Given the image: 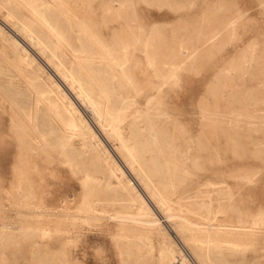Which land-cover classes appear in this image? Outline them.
Instances as JSON below:
<instances>
[{
	"label": "rangeland",
	"instance_id": "374dc122",
	"mask_svg": "<svg viewBox=\"0 0 264 264\" xmlns=\"http://www.w3.org/2000/svg\"><path fill=\"white\" fill-rule=\"evenodd\" d=\"M65 1L70 12L64 16L38 9L63 38L64 65L72 69L76 54L96 55L72 24L81 18L132 73L134 86L122 87L99 62L89 64L91 76L123 103L121 132L134 149L147 151L141 164L152 166L159 157L157 164L169 167L165 173L180 174L156 181L184 182L182 188L207 181L234 187L237 214L260 219L263 233L246 256L224 251V260L264 264V0ZM0 4V17H8L11 5ZM13 55L0 37V264H166L156 233L151 243L119 238L118 220L103 212H131L129 198L119 192L117 180L95 173L105 170L83 152L81 140L69 139L36 103L26 66L13 71L4 64ZM150 98L159 115L141 122L136 110L145 111ZM81 108L91 120L90 108ZM167 112L172 116H164ZM29 115L49 141L47 153L24 129ZM150 123L158 131L155 144L149 142ZM138 134L145 144L137 142ZM108 144L120 147L115 139ZM91 206L98 211L90 213ZM162 224L181 248L172 227ZM178 256L175 264H182Z\"/></svg>",
	"mask_w": 264,
	"mask_h": 264
},
{
	"label": "bare ground",
	"instance_id": "6f19581e",
	"mask_svg": "<svg viewBox=\"0 0 264 264\" xmlns=\"http://www.w3.org/2000/svg\"><path fill=\"white\" fill-rule=\"evenodd\" d=\"M36 1L41 3L37 4ZM6 2L11 5L12 11L8 12V17H0V37L9 43L14 55L10 61L4 58L3 62L13 71L21 69L22 64L26 66L29 70L26 85L34 90L36 103L44 105L52 122L69 139L81 140L83 152L89 153L93 164L105 170L95 173L101 172L105 177L117 180L119 192L129 198L131 212H103L107 218L118 220L119 238L151 243L152 236L156 233L160 254L166 264H175L178 254L182 264H227L224 251L241 252L245 255L247 250L253 249L260 242L263 233L262 221L246 220L243 218V211L237 214L239 211L235 204L234 187L224 182L207 181L197 182L198 188H182L180 185L184 182L156 181L165 179V175L178 177L180 174L165 173L164 170L169 167L157 164L159 157H153L152 161L156 164L152 166L144 167L141 164L145 159L143 153L147 151L134 149L121 132V123L125 121L126 116L123 103L119 105L117 96L91 76L89 64L99 62L106 68V74L122 87L134 86L132 73L123 69L111 53L110 47H106L81 18H76L72 24L97 51L96 55L76 54L72 69L64 65L59 53L63 38L43 11L53 9L57 14L64 16L70 12L65 0ZM40 7L44 9L42 12H38ZM2 9L0 4V12ZM28 46L36 51V56L33 55L34 52L30 53ZM43 66L52 72L56 80L53 76H46ZM41 85L44 90H41ZM48 97L51 98L50 102L46 101ZM124 104L126 105V102ZM146 105L145 111L136 110L135 116L141 122L152 121L153 115L156 114L152 98ZM11 106L17 112L18 107L14 101ZM81 106L90 108L92 121L84 114ZM165 115L172 116L168 112L164 113ZM27 118L23 123L25 131L33 138L32 143L47 153L50 145L46 135L36 129L34 115ZM148 129L149 142L157 143L158 131L155 126L150 123ZM113 139L120 143L119 148L109 146L108 143ZM137 142L141 145L146 143L141 134H138ZM210 142V139L200 140V143L206 145ZM128 174L132 178L128 177ZM213 176L217 178V172ZM176 194L180 196L175 201L172 196ZM151 202L162 212L163 222L172 227L175 238H180L181 248H177L172 241L174 238H170L166 233L160 217L156 218L157 214ZM91 207L90 213L98 211ZM88 216L95 222L101 219L94 215Z\"/></svg>",
	"mask_w": 264,
	"mask_h": 264
}]
</instances>
